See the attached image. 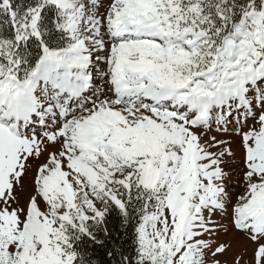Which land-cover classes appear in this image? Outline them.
<instances>
[{
	"label": "snow or ice",
	"instance_id": "snow-or-ice-1",
	"mask_svg": "<svg viewBox=\"0 0 264 264\" xmlns=\"http://www.w3.org/2000/svg\"><path fill=\"white\" fill-rule=\"evenodd\" d=\"M0 264H264V0H0Z\"/></svg>",
	"mask_w": 264,
	"mask_h": 264
}]
</instances>
